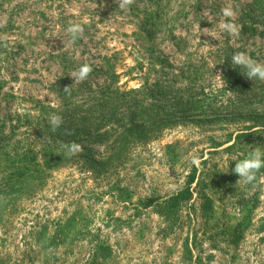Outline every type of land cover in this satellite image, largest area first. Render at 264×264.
<instances>
[{"label": "rangeland", "instance_id": "rangeland-1", "mask_svg": "<svg viewBox=\"0 0 264 264\" xmlns=\"http://www.w3.org/2000/svg\"><path fill=\"white\" fill-rule=\"evenodd\" d=\"M253 1L134 0L122 10L116 0H0V125L9 133L18 119L16 138L35 150L65 152L34 133L39 112L97 98L104 68L145 104L157 81L182 98L147 110L156 129L116 141L119 125L102 124L105 137L46 169L43 184L0 193V264H264V169L246 186L231 171L264 151V81L231 59L264 64L262 21L242 29ZM72 22L83 25L74 43ZM84 63L93 70L77 82L68 73ZM190 176L192 199L165 206Z\"/></svg>", "mask_w": 264, "mask_h": 264}, {"label": "trees", "instance_id": "trees-1", "mask_svg": "<svg viewBox=\"0 0 264 264\" xmlns=\"http://www.w3.org/2000/svg\"><path fill=\"white\" fill-rule=\"evenodd\" d=\"M251 6L256 10H249L242 14V29L252 33L255 30V25L260 23V19L263 27L260 31L262 35L264 34V0H255ZM100 72L109 83L103 91H100L97 98H87L80 103H73L69 108L59 112L45 106L41 108L38 118H41L43 122V129L33 128L38 138L43 137L53 143L57 141L62 144L76 142L82 146L85 152L89 144L100 141L105 137L104 134L108 133V131L100 132L102 124L113 121L115 125H119V129L122 130L119 134L116 132V141L124 140L129 138L133 132H140L145 128L148 129L147 131H152L153 128H157L156 121L146 114L147 110L155 104L174 107L182 102V98H178L176 101L168 98L165 94V89L168 87L157 81L151 85L147 92V95L154 97L155 103L145 104L146 97H138L139 94H142L140 90L121 91L119 87H113L117 75L110 68H104ZM238 73L237 69L234 77L239 83L243 77L238 78ZM188 100L189 98H187ZM51 114L60 115L63 120L61 126L55 131L52 130L49 120ZM15 121V124L10 126L9 133L5 132L3 124L0 125V193L7 195L18 192L23 187L40 186L46 181L49 173L47 170L51 166L59 165L60 162L68 159L66 152L56 153L48 148L50 146H44L37 151L30 142H27V139H17V131L21 125L18 119ZM192 183L193 177L190 176L181 190L164 201L165 206L176 207L181 202L191 200L194 194ZM200 199L203 210L209 211L210 198L200 193Z\"/></svg>", "mask_w": 264, "mask_h": 264}, {"label": "clouds", "instance_id": "clouds-1", "mask_svg": "<svg viewBox=\"0 0 264 264\" xmlns=\"http://www.w3.org/2000/svg\"><path fill=\"white\" fill-rule=\"evenodd\" d=\"M134 3V0H116V4L120 9H127ZM223 14L225 17L232 16V12L229 8L223 9ZM221 28L230 30L232 33H237L238 29L234 24H222ZM67 33L70 36L71 42H75L83 34V25L79 22H72L67 28ZM232 64L237 67L245 69L243 75L248 77L251 80L259 79L264 81V64L254 61L250 56L246 55L243 52H235L232 55ZM92 66L88 63L80 65L75 71L68 73L73 80L77 82L84 81L89 74L92 72ZM219 76V75H218ZM55 80L53 81V83ZM65 92L69 91L68 86L64 88ZM50 124L52 130L55 131L63 123L62 117L60 115H51ZM61 147L69 155H75L83 151V148L80 144L76 142L63 143ZM159 158H165V154L161 151L158 153ZM264 168V151L260 148H255L249 151L242 159H238L235 162L232 172L237 174L239 179L237 182H240L242 186L253 184L257 180V173Z\"/></svg>", "mask_w": 264, "mask_h": 264}]
</instances>
